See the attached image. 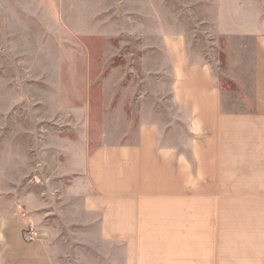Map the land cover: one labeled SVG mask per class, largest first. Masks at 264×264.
Here are the masks:
<instances>
[{"label":"rangeland","instance_id":"1","mask_svg":"<svg viewBox=\"0 0 264 264\" xmlns=\"http://www.w3.org/2000/svg\"><path fill=\"white\" fill-rule=\"evenodd\" d=\"M263 33L264 0H0V220L33 219L60 264L106 260L70 189L78 153L128 143L143 109L158 115L165 36L212 65L226 108H248Z\"/></svg>","mask_w":264,"mask_h":264},{"label":"crops","instance_id":"2","mask_svg":"<svg viewBox=\"0 0 264 264\" xmlns=\"http://www.w3.org/2000/svg\"><path fill=\"white\" fill-rule=\"evenodd\" d=\"M161 49L158 115L143 109L130 142L77 156L70 189L110 246L99 264H264V33L243 109L226 108L212 65L190 61L183 35ZM33 222L0 220V264H60L44 232L26 239Z\"/></svg>","mask_w":264,"mask_h":264},{"label":"built area","instance_id":"3","mask_svg":"<svg viewBox=\"0 0 264 264\" xmlns=\"http://www.w3.org/2000/svg\"><path fill=\"white\" fill-rule=\"evenodd\" d=\"M37 235V232L34 230L33 227H30L26 233V239H33Z\"/></svg>","mask_w":264,"mask_h":264}]
</instances>
